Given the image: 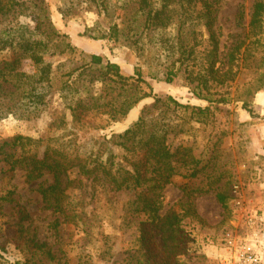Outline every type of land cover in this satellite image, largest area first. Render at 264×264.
<instances>
[{"label":"trees","instance_id":"trees-1","mask_svg":"<svg viewBox=\"0 0 264 264\" xmlns=\"http://www.w3.org/2000/svg\"><path fill=\"white\" fill-rule=\"evenodd\" d=\"M86 1L93 3L100 15L114 17L121 13L120 22L111 23L102 38L123 40L135 47L141 56L156 51L161 57L169 51L167 55L173 60L165 67L163 80L173 83L184 71L193 94L207 105L195 106L171 95H155V102L142 110L131 127L111 137L93 140L90 151L80 150L73 145L79 139L75 126L90 113L103 110L101 113L110 114L115 120L119 114L125 117L143 97L150 96L147 93L138 95L141 84H148L141 68L136 69L135 77H126L120 73L119 64L105 62L102 56L92 54L88 62L72 69L60 88L71 112L72 121L68 124L73 122L75 126L70 131L63 130L57 143L48 142L42 152L39 140L17 135L0 143V153L11 171L17 167L25 171L28 183L41 179L38 191L46 207L56 216L50 222L53 230L58 232L63 224L76 221L88 228L93 216L89 217L84 211L85 199L97 202L105 190H132L139 193L131 205L140 214V234L136 239L138 246L131 255L146 257L154 264L175 259L181 250L177 241L179 227L185 217L196 214L192 197L207 191L184 185L181 189L188 199L184 214L163 212V190L172 183L173 177L196 178L203 169L193 147L185 145L181 137L195 126L209 122L215 116L217 105L235 100L242 101L248 108L256 94L264 90V0L254 2L247 34L244 38L238 37L227 53L218 25L219 0ZM25 15L36 20L33 30L20 22V17ZM160 34L162 37L155 38ZM68 38L54 27L46 0H0V109L7 107L6 115L29 119L45 111L48 94L36 92L35 85L52 81L53 69L46 61L48 56L74 51L75 46ZM205 41L209 48L205 62L200 63V47ZM4 53L8 55L2 58ZM23 60L33 63L34 73L19 69ZM241 61L243 67L253 69V81L238 85L232 95L228 83L235 81ZM93 69H100L101 76L113 79L101 80L103 83L109 81L114 88L121 87L123 99L118 105L115 98L107 100V94L95 97L90 90L80 94L88 89L86 83L91 80L71 78L78 70V76H82ZM151 75L161 79L160 74ZM72 173L79 178L72 180ZM73 183L74 188L86 191L85 199L73 200L69 191ZM217 199L225 211L230 210L225 192L219 190ZM8 202L13 205L11 216L16 223L18 244L33 249L32 257L39 255L40 261L42 257L55 261L57 254L47 243L38 240V228H30V213L17 199L0 195V212L1 205ZM83 231L86 236L92 234L89 229ZM99 236L105 247L99 259L109 262L113 257L112 237L103 232ZM32 257L16 264H31Z\"/></svg>","mask_w":264,"mask_h":264},{"label":"rangeland","instance_id":"rangeland-1","mask_svg":"<svg viewBox=\"0 0 264 264\" xmlns=\"http://www.w3.org/2000/svg\"><path fill=\"white\" fill-rule=\"evenodd\" d=\"M46 1L54 27L62 36L69 37L75 49L46 58L52 64L53 75L50 83L35 85L36 92L48 94L49 103L40 116L18 119L11 114L6 115L7 107H1L0 143L23 135L39 140L38 147L42 152L48 142L57 143L58 137L64 133L63 130L70 131L75 124H68L72 121L71 112L64 102L60 88L69 78L68 74L72 69L88 62L92 54L102 56L105 62L119 64L120 73L126 77H135L136 69L141 68L143 78L148 84H141L138 95L147 93L150 96L143 97L125 117L119 114L115 120L110 114L101 113L103 110L90 113L75 126L79 139L73 145L80 150L90 151L93 140L111 137L131 127L139 119L142 110L155 102V95H171L182 103L195 106L207 105L206 101L193 94L184 71L179 73L173 83L163 80L165 67L173 60L167 55L169 51L161 57H158L156 51L141 56L135 47L123 40L102 38L111 23L120 22L121 13L114 17L100 15L93 3L86 0ZM255 1L219 0L218 25L221 27V40L226 53L238 37L244 38L247 34ZM240 15L242 18H239ZM19 20L29 29L36 27V20L32 16H21ZM159 37L162 34L155 36ZM208 48L206 41L202 43L200 63L205 62L204 56ZM7 55L4 53L1 57L5 58ZM240 63L235 81L228 83L231 85L229 90L232 95L238 85L253 81V69L243 67V61ZM246 63L250 62L247 60ZM19 69L28 73L35 71L33 63L28 60H23ZM79 73L80 70L76 71L71 80L74 77L75 80H91L86 83L88 89H83L80 94H85L88 90L95 97L107 94V100L115 98L116 105L123 99L120 86L114 88L109 81H101L113 79L101 76L100 69H93L82 76H78ZM151 74H160L161 79L157 80ZM181 141L193 147L203 169L196 178L180 175L173 177L172 183L163 190V212L184 214L188 202L181 189L184 185L191 189L205 188L207 191L195 193L192 197L196 214L185 217L179 227L177 241L181 245L180 253L175 259H164L157 264H218L220 247L226 232L233 229L242 231L247 216H257V220L264 222V90L256 94L248 108H245L242 101L235 100L217 105L215 116L206 124L192 128L181 137ZM10 168L4 155L0 153V195L17 199L28 210L32 218L30 228H38V240L47 243L58 258L50 262L42 257L40 261L39 255L32 257L33 249L26 244H18L15 240L17 227L11 216L13 205L8 202L1 205L0 212V264H16L25 261L27 257H32L31 264H154L146 257L131 255L138 246L136 239L140 234V214L131 205L139 197L138 192L105 190L95 202L85 199L86 191L74 188L73 183L69 189L73 200L85 199L84 211L89 217H93L88 228L76 221L63 224L57 232L50 226L56 216L52 209L46 207L38 191V182L41 179L28 183L21 167L14 171ZM70 178L74 180L79 177L72 173ZM235 186L239 187L242 207H237ZM219 190L228 195L229 211H225L217 199ZM85 229H89L92 234L86 236L83 231ZM100 232L112 237L110 244L113 257L109 262L99 259L105 248L99 236ZM136 258L144 261L140 263Z\"/></svg>","mask_w":264,"mask_h":264},{"label":"built area","instance_id":"built-area-1","mask_svg":"<svg viewBox=\"0 0 264 264\" xmlns=\"http://www.w3.org/2000/svg\"><path fill=\"white\" fill-rule=\"evenodd\" d=\"M237 207H242L239 187L235 186ZM247 216L242 231L229 230L223 236L218 264H264V222Z\"/></svg>","mask_w":264,"mask_h":264}]
</instances>
